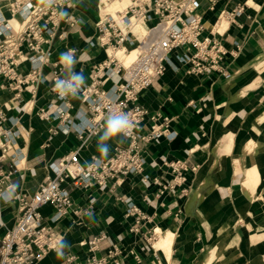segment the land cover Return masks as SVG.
<instances>
[{
  "label": "crops",
  "instance_id": "1",
  "mask_svg": "<svg viewBox=\"0 0 264 264\" xmlns=\"http://www.w3.org/2000/svg\"><path fill=\"white\" fill-rule=\"evenodd\" d=\"M13 1L0 0L4 19L12 17ZM70 1L57 34L41 45L49 61L37 78L24 82L21 92L0 78V240L18 219L19 199L54 177L57 158L78 151L87 165L129 143L124 135L102 141L107 117L91 133L90 108L76 95L63 100L54 90L55 64L63 68L60 78L82 73L90 82L94 66L108 58L97 25L104 1ZM237 6L244 12L233 20L219 17ZM200 12L201 37L224 44L222 64L230 77L189 73L174 51L165 72L140 95L146 108L142 131L164 130L142 150L143 173L108 178L104 184L66 179L72 207L59 217L53 205L41 207V221L55 228L60 241L36 264L84 263L94 257H106L107 264L120 259L127 264H264L253 239L264 233V221L254 219L264 216V0H202ZM18 21L15 15L10 24L17 27ZM72 49L75 63L69 68L60 56ZM33 54L40 53L22 54L20 77L31 78L40 64L29 59ZM119 81L116 75L101 88L110 90ZM102 146L108 148L105 157ZM171 160L185 164L187 193L174 184L175 174L166 165ZM255 173L259 177L251 178ZM132 205L149 219L137 222L127 215ZM158 227L161 234L155 233ZM166 238H171L166 247L158 245Z\"/></svg>",
  "mask_w": 264,
  "mask_h": 264
},
{
  "label": "built area",
  "instance_id": "2",
  "mask_svg": "<svg viewBox=\"0 0 264 264\" xmlns=\"http://www.w3.org/2000/svg\"><path fill=\"white\" fill-rule=\"evenodd\" d=\"M201 5L202 0H133L124 9L117 10L115 14L108 13L104 20L98 22L100 42L107 45V50L126 46L136 49L138 53L127 64L108 54L107 60L94 66L92 81L81 85L74 95L93 114V119L87 125L91 133H97L102 126V119L109 114L124 112L131 122L127 135H124L129 143L115 147L110 158H95L87 165L80 161L78 151L57 158L53 162L54 177H48L31 196L19 199L18 219L0 240V264H36L57 247L60 235L54 227L41 221L40 209L47 204L53 205L56 209L54 217L68 212L72 207V199L63 186L66 179L74 183L83 180L85 184L95 179L104 184L108 178L116 177L118 180L124 174L143 173L145 158L142 150L148 142L162 135L164 130L151 129L149 133L142 131L141 120L146 114V108L140 102V95L165 72L174 51L177 52L176 59L188 66L189 73L203 75L215 71L225 78L230 77L231 72L222 64L227 53L224 44L210 36L201 37L205 29ZM65 6L70 7L71 1L14 0L11 4L12 17L4 19L0 16V78L4 77L13 90L21 92L23 83L35 80L40 74L41 65L49 61V52H44L41 45L50 42L57 34ZM243 12L244 6H237L229 11L222 10L219 17L233 20ZM15 15L19 17L17 28L10 24ZM132 17L144 21V36L138 37L133 33ZM30 50L40 53L29 57L32 62L40 60V64L33 67L31 78L20 77L17 69L20 59L22 54ZM68 52L73 54L75 50ZM55 67V85L59 81L71 80L72 76L60 78L63 68L58 64ZM116 75L120 81L113 84L110 90L101 88ZM69 95L62 99H67ZM166 165L175 174L174 184H181L182 192L187 193L189 187L186 185L183 161L171 160ZM143 177L149 178L147 174H143ZM127 215L134 216L137 222L149 219L136 205L127 209ZM91 243L95 247L96 241ZM69 261H73V257ZM107 263L106 257H94L75 264ZM115 264L127 262L120 259Z\"/></svg>",
  "mask_w": 264,
  "mask_h": 264
},
{
  "label": "clouds",
  "instance_id": "3",
  "mask_svg": "<svg viewBox=\"0 0 264 264\" xmlns=\"http://www.w3.org/2000/svg\"><path fill=\"white\" fill-rule=\"evenodd\" d=\"M60 62L69 68L75 63L71 52L61 54ZM84 83L85 79L82 73H74L70 81L57 82L54 90L63 98L68 94L74 95L77 89ZM130 127V119L124 112L109 114L104 123V131L101 140L108 141L120 137L121 135H127ZM99 151L101 157H105L108 154L107 146H102ZM5 199H8V197L5 196Z\"/></svg>",
  "mask_w": 264,
  "mask_h": 264
},
{
  "label": "bare ground",
  "instance_id": "4",
  "mask_svg": "<svg viewBox=\"0 0 264 264\" xmlns=\"http://www.w3.org/2000/svg\"><path fill=\"white\" fill-rule=\"evenodd\" d=\"M103 1L106 2V4L104 6L108 5L109 7H111L115 11H117V10L124 9L127 5L131 4L133 0H110V1L102 0L101 2H103ZM136 1H140V0H136ZM133 18H135L136 20H140L141 19V18L139 19L137 17H132L131 18L132 23H133V20H132ZM12 25L15 27L14 24H12ZM133 26H132V29H133ZM141 26H142L143 29H146V26H145V23L144 22L141 23ZM15 28H17V27H15ZM145 33H146V31L143 34H141V35H137V34H135V35L138 36V37H141V36H144ZM107 53L108 54H113L111 56H115L117 58L119 57L121 59L120 60L118 58L120 61H122L125 64H127V63L131 62L132 60H134L136 58L138 51L136 49H134V48H128V47L124 46V47H117V48H112L111 47V48H109L107 50ZM254 166H256V165H254ZM255 171H256V168H254V172ZM258 177L259 176L256 173L254 175H251V178L257 179ZM255 214H257V213H255ZM259 217H261V215H258L256 217H254V219L256 221H260L261 223H263V221H264L263 217L262 218H259ZM156 230H157V233L158 234H161L162 231H161V229L159 227L156 228ZM170 239L171 238H166L165 240L161 241V244L162 245L166 244L168 241H170ZM253 239L257 241L255 243V245H256V248H257L258 253L260 252V250H262L263 253H264V233H257V235H255L253 237Z\"/></svg>",
  "mask_w": 264,
  "mask_h": 264
},
{
  "label": "rangeland",
  "instance_id": "5",
  "mask_svg": "<svg viewBox=\"0 0 264 264\" xmlns=\"http://www.w3.org/2000/svg\"><path fill=\"white\" fill-rule=\"evenodd\" d=\"M107 1H110V0H107ZM104 3L106 4V2H104ZM115 12L116 11L114 9H112L111 7H109L108 5L103 6L101 8L100 19L101 20H104L106 18V14H108V13L115 14ZM132 20H133V23H135V26H134L135 30H134V32L136 31L139 35L143 34L146 31V29H143L142 28V26H141V23L142 22H139V24H138V20H136L135 18H133ZM109 55H113V54H109ZM262 212H260V213H262ZM259 218H262V216L259 217ZM169 243H170V241H168L166 244L162 245L161 242H160L158 245H162V246L166 247V245H168Z\"/></svg>",
  "mask_w": 264,
  "mask_h": 264
}]
</instances>
